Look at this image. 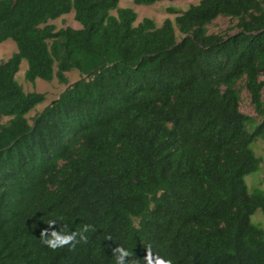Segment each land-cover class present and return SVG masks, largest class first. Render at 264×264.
Returning a JSON list of instances; mask_svg holds the SVG:
<instances>
[{
    "label": "trees",
    "instance_id": "1",
    "mask_svg": "<svg viewBox=\"0 0 264 264\" xmlns=\"http://www.w3.org/2000/svg\"><path fill=\"white\" fill-rule=\"evenodd\" d=\"M162 1L133 0L150 6ZM120 0H0V264H264V0H200L160 27ZM113 12L115 14H113ZM73 13L79 29L50 21ZM233 33H209L218 18ZM175 27L181 38L176 39ZM67 85L43 94L16 80ZM245 89L255 117L241 113ZM80 232L51 249L40 233ZM111 237V239L109 238ZM148 248V249H147Z\"/></svg>",
    "mask_w": 264,
    "mask_h": 264
},
{
    "label": "rangeland",
    "instance_id": "2",
    "mask_svg": "<svg viewBox=\"0 0 264 264\" xmlns=\"http://www.w3.org/2000/svg\"><path fill=\"white\" fill-rule=\"evenodd\" d=\"M200 0H175V1H162L155 3L154 5L144 6V5H135L133 0H120V8H130L137 14V20L135 25H138L144 18H148L154 21V23L160 27L162 23L169 19L174 22L175 14H170L167 12L168 8H173L176 10L184 11L190 5L197 4ZM113 14H115L113 12ZM49 23L53 24L57 29L71 27L74 29H79L80 26L75 22L73 18V13L62 16L61 18L50 21ZM209 33L214 34H227L233 33V23L227 18H218L209 26ZM176 39L180 40L181 36L175 27ZM16 51L15 43L12 40H7L3 43H0V61H6L14 52ZM27 68V63L22 61L20 65L19 72L16 75V80L23 88L25 93L35 92L43 94L45 101L42 104H39L32 110L28 115L29 122L31 123L32 118L38 114L44 107L49 105L52 101L56 100L59 95L66 89L67 85H70L83 78L76 71H71L66 73L68 80L67 85L58 84L55 79L50 82H45L40 79H37L34 84H30L24 81V72ZM264 96V91H263ZM240 111L243 114H246L251 117H255L254 110L250 104V99L247 91L242 89L241 91V102H240ZM7 119L4 118L0 123L6 122ZM255 154L262 160L260 169L247 176L245 181L250 190L254 188H260L264 190V141H257L253 146ZM252 223L259 225L264 228V215L257 211L251 217Z\"/></svg>",
    "mask_w": 264,
    "mask_h": 264
},
{
    "label": "clouds",
    "instance_id": "3",
    "mask_svg": "<svg viewBox=\"0 0 264 264\" xmlns=\"http://www.w3.org/2000/svg\"><path fill=\"white\" fill-rule=\"evenodd\" d=\"M48 228L44 229L40 233V241L46 247L56 249L65 245L74 247L76 243H79L85 239L84 232L89 230L88 226H85L80 232L68 230L66 226H57L55 219L48 221ZM111 239V237H109ZM148 249V248H147ZM129 257V251L119 245L113 249L112 258H114V264H128L126 258ZM144 264H163V261L154 257L150 250L144 257Z\"/></svg>",
    "mask_w": 264,
    "mask_h": 264
}]
</instances>
